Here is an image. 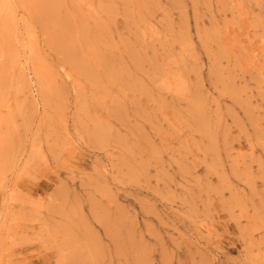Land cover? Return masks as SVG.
<instances>
[{"label":"rangeland","instance_id":"1","mask_svg":"<svg viewBox=\"0 0 264 264\" xmlns=\"http://www.w3.org/2000/svg\"><path fill=\"white\" fill-rule=\"evenodd\" d=\"M0 264H264V0H0Z\"/></svg>","mask_w":264,"mask_h":264}]
</instances>
